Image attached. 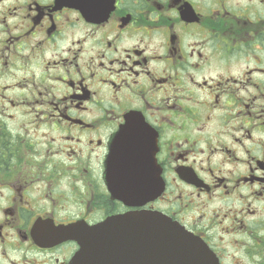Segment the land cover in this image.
<instances>
[{
    "label": "flooded vegetation",
    "instance_id": "flooded-vegetation-1",
    "mask_svg": "<svg viewBox=\"0 0 264 264\" xmlns=\"http://www.w3.org/2000/svg\"><path fill=\"white\" fill-rule=\"evenodd\" d=\"M142 210L264 264V0H0V264Z\"/></svg>",
    "mask_w": 264,
    "mask_h": 264
},
{
    "label": "water",
    "instance_id": "water-1",
    "mask_svg": "<svg viewBox=\"0 0 264 264\" xmlns=\"http://www.w3.org/2000/svg\"><path fill=\"white\" fill-rule=\"evenodd\" d=\"M112 148L116 155L118 139ZM140 181V189L126 195L113 189V196L128 203L133 200L144 203L150 197L147 190H154L158 181L147 180V185L144 180ZM140 181L131 180V183L138 185ZM91 231L87 239L79 240L80 250L70 264H219L202 239L159 213L111 217Z\"/></svg>",
    "mask_w": 264,
    "mask_h": 264
}]
</instances>
